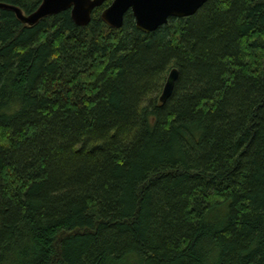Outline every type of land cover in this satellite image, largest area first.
<instances>
[{"label": "trees", "instance_id": "obj_1", "mask_svg": "<svg viewBox=\"0 0 264 264\" xmlns=\"http://www.w3.org/2000/svg\"><path fill=\"white\" fill-rule=\"evenodd\" d=\"M112 1L0 9V264H264V0L149 34Z\"/></svg>", "mask_w": 264, "mask_h": 264}, {"label": "water", "instance_id": "obj_2", "mask_svg": "<svg viewBox=\"0 0 264 264\" xmlns=\"http://www.w3.org/2000/svg\"><path fill=\"white\" fill-rule=\"evenodd\" d=\"M107 0H43L39 8L26 15L20 8L0 3V9L12 11L19 21L27 26H35L41 20L70 11L74 23L86 27L92 22L93 12ZM208 0H113L102 12V21L112 29H121L125 16L131 13L136 27L149 34L167 25L172 18L182 19L194 16ZM179 72L172 69L168 75L160 97L165 104L172 96Z\"/></svg>", "mask_w": 264, "mask_h": 264}, {"label": "rangeland", "instance_id": "obj_3", "mask_svg": "<svg viewBox=\"0 0 264 264\" xmlns=\"http://www.w3.org/2000/svg\"><path fill=\"white\" fill-rule=\"evenodd\" d=\"M100 8H101V7H100ZM104 10H105V9H104ZM104 10H103V11H104ZM103 11H102V12H103ZM162 92H163V91H162ZM160 97H161V96H160Z\"/></svg>", "mask_w": 264, "mask_h": 264}]
</instances>
